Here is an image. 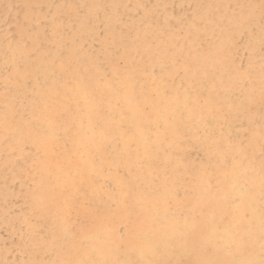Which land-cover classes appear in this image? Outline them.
Listing matches in <instances>:
<instances>
[{"label":"snow or ice","instance_id":"6c2138e0","mask_svg":"<svg viewBox=\"0 0 264 264\" xmlns=\"http://www.w3.org/2000/svg\"><path fill=\"white\" fill-rule=\"evenodd\" d=\"M216 7L238 11L192 20L197 39L208 26L219 30L215 53L200 41L195 56L169 62L141 55L147 41L137 35L129 39L139 60L97 62L61 48L59 64L40 71L29 63L28 42L18 43L5 61V100L12 77L22 78L43 123H17L6 103L5 140L30 154L36 173L22 240L54 257L30 264H264V0ZM238 37H247L248 56L235 66ZM118 47L102 41L99 51ZM100 79L126 101L115 115L92 87ZM70 117L87 135L72 138L75 160L65 141L53 185L48 164L58 125L67 132ZM161 214L169 223L157 228Z\"/></svg>","mask_w":264,"mask_h":264},{"label":"rangeland","instance_id":"374dc122","mask_svg":"<svg viewBox=\"0 0 264 264\" xmlns=\"http://www.w3.org/2000/svg\"><path fill=\"white\" fill-rule=\"evenodd\" d=\"M0 1H2V0H0ZM24 1H25V3H24ZM29 1H31V0H29ZM29 1L28 0H6V2H5L3 0L2 2H0V35L2 34V36H0V42L2 40L5 41L6 44H8V48L11 50V51L7 50L3 54V59L1 60L2 67L0 69V136H1V140H2V143H0V151H1L0 152V171L1 170L4 171V172L2 171L4 174L2 172H0V174L1 173L3 174V176H2V174L0 175V187H1L0 188V200H2V201H0V211H1V213H0V220H1L0 221V237H3V238H0V264H6V263L7 264H30L31 261H35L37 259L43 260V259L49 258L47 256H44L43 254L37 255L36 252L32 249V247L30 245L26 244L22 240V237L25 236L30 230L29 222L26 220V217L31 218V207H30V205L32 203V193L30 190L35 188L36 173H35V170H34L33 165H32V157L30 156V154L28 152H25L22 150L20 151L19 146H18L19 144H15V145L9 144L5 140L4 113H5V104L6 103L2 104L3 100L5 99V75H6V73H5V61L8 60L9 62H11L13 60V54L15 51L12 50V47L18 46V43L20 41L26 40L28 42V44L32 45V41H30V38H29L30 36H33V38L37 36L36 42L37 41L40 42V43H38L40 50L39 51L38 50L37 51L36 50L28 51V54H27L28 56L32 55V54L33 55L36 54V55H42L43 57L46 58L49 54L54 53L55 51H57L58 49H61L62 47H65L66 49H68V48L73 49L74 48V50L76 51L75 48H76L77 44L75 42H73L76 40H73L72 38H70L71 40H66L65 41L66 44L63 43L61 46L58 45V42L56 43L55 41H57L59 39L58 37L63 36L66 31H67L65 34L66 37L71 35L74 32L73 30L77 31L79 29L80 23L82 21L81 18L85 14V11H86V9H82V7L79 6V4L77 3L76 0L75 1L74 0H55V2H53V0H49V1L48 0H32V3L30 4L31 5L30 6V12H29L31 18L30 17L28 18L27 16H24L25 15L24 9H25V4L28 3ZM63 1H64L66 6L68 5L67 10L65 8ZM91 1H93L94 3H97L100 0H91ZM91 1H90V3L94 4ZM107 1L108 0H101L103 5H106V6L108 5ZM143 1H144V4H143ZM143 1L141 0L142 4L147 6L148 8L144 7V6H143L144 9L141 7H140V9L137 8L135 6L133 0H116L117 5H118L119 21L122 24H124V25H122L121 23H119L120 26L118 25L116 27L117 29L120 28L118 30V32L119 31L120 32H122V31L127 32L131 28L129 23L136 22L137 20L139 22V25L141 23L142 24L140 25V28L138 30H136V32L137 31L141 32L143 29H145V27L150 28V29H154V30L155 29L158 30L160 28L158 30L159 33L156 35V37H154L155 39L150 37V36H152L151 34H150V36L148 34L145 36L147 38L143 37L140 41L142 42V41H147L148 39H151V41L149 40V43L154 44L155 40H157L161 45L165 46L167 51H168V49H169V51L171 49L176 50V51H177V49H179L177 52H178L180 57L182 54L183 58H184V53L186 51H188V49H190L191 52L198 50L200 48V41H203V47L204 48L211 49L212 51L215 50L214 48H216V44L218 43L217 37L219 36V30L217 29L216 34L213 35L212 26H208V30L206 32H203L201 34L202 36L200 35V39H197V37L195 38L196 34L194 33V30L192 29V20L195 18L198 21L199 16H200L198 14L201 13L202 16L211 15L213 17H218L220 15H231L233 12L238 11V9H235V8L230 9L228 7H216V6L236 5V3H238V1H240V3H246V2L248 3V0H196V2H195V0H193V1L192 0H146V1L143 0ZM216 1L218 4L216 3ZM254 1H257V3H259L258 2L259 0H251V2H254ZM68 2H70V3L68 4ZM234 2H236V3L233 4ZM5 3H7V4L5 6H3V4H5ZM13 4L15 5L14 7H13ZM32 4H34V5H32ZM71 4H73V5H71ZM63 5H64V7H63ZM55 6L56 7L58 6V8H62V9L58 10V12L56 13L57 15L54 14V12H53L54 11L53 8ZM197 6H211V7H206V8H208V10L205 13L204 11H202L203 9L204 10L206 9L205 7L201 8V7H197ZM22 8L24 11L22 10ZM103 8H105V7H103ZM97 9L91 8V12L89 11V13H91L93 16H95L97 14L98 19L97 18L96 19L98 20V23L94 28L97 31V32L95 31L97 33V37L100 38V36H101V40H99V42L102 43V41L104 40L103 39V32L105 30V27L103 24L104 23V17H101V15H100L102 12L100 10V8L98 10ZM46 10H48V12ZM62 10L66 11V12L64 13ZM71 10H74V11H71ZM197 10H199L201 12H199ZM22 11H23V13H22ZM39 11L43 12L44 15H46V16H44L45 17L44 20L42 18L43 21L40 20L42 22L41 26H43V27H41L42 29L38 27V25H37L38 23L35 21V19L32 20V17L36 18V15ZM60 11L63 12V14L60 13ZM50 12L54 15H51ZM58 13H60L61 15ZM56 16L59 18L63 17V20L61 18L60 19L61 21H59V19ZM64 16L66 17V19ZM50 18L51 19L56 18L55 20H53V22H58L57 24H59L58 30H56L57 33L51 29L52 31L47 34V32L50 31V29H48L49 28L48 22L50 21ZM27 20H32V21L27 22ZM142 21L143 22L145 21L144 22L145 24H143ZM25 22H26V24H25ZM101 22H103V23L101 24ZM139 25H138V27H139ZM77 27H78V29H77ZM63 28H64V30L62 31ZM65 28H67L66 31H65ZM256 28H259V27H256V25H255V29ZM18 29H22L23 31L21 30V32H18ZM43 29H44L45 33L43 32ZM68 29H69V31H71L70 33H69ZM36 30L37 31L41 30V31H40V33H37V32L35 33ZM60 30H61V32H63L62 34H61ZM32 32L35 34L33 35ZM51 33H52V35H51ZM58 33L61 35H59ZM98 34H99V36H98ZM204 34H206L207 36H205ZM258 34H259V32H258ZM258 34H256V41H255V47L257 49V52L259 50ZM163 35L165 37H163V40H160V38H162ZM127 36H129V35H127ZM87 38L88 39L86 41V46H88L90 48L89 51L90 52L95 51L96 47H98L100 45V43L98 42V39L92 40L89 38V36ZM242 38H243V40H242ZM43 40L45 42H43ZM247 41H248L247 37H239V39H237L236 47H234V49L232 50V52L230 54L232 59L234 57L235 66H238V64H240L241 62H243L245 65L247 64V56H248V42ZM167 42L169 44V47L167 45ZM196 42H198V44ZM245 42H247V43H245ZM90 43L92 45H90ZM165 43H166V45H164ZM170 43L172 45H170ZM205 44L208 46H206ZM242 44L244 45V47ZM180 45H181V48L179 47ZM189 45H192V49ZM173 46H174V48H173ZM238 47L240 49H235ZM242 48H246V51H245V49L242 50ZM38 52H40V53H38ZM193 52H192V54L195 55L196 52H194V53ZM241 52H243V53L241 54ZM238 53H240V55ZM237 56H238V58H237ZM105 57H107V56H105ZM54 58H55L56 62L59 60L58 57H54ZM90 59H93V58L91 57ZM44 63H45V61H43L39 66L41 71H45ZM236 75L239 76V74H237V73H236ZM21 79L22 78L13 76L12 77V83L9 84V95L8 96H10V98H12V99L10 100V103H7V104L10 105V107L12 108L13 113L11 112V114L25 110L26 113H28V119L25 121L38 120L37 117L39 114L37 113L36 116L33 115L34 107L27 108L24 104L19 105V104L23 103L25 98L30 99V96H31V95H27L25 93V91H23L22 89L19 88L18 84H20L23 81ZM16 80H18V81L21 80V81H19V83H17ZM27 89H29V88H27ZM23 94H25V95H23ZM257 94H258V92H257ZM38 121H40V120H38ZM40 123H43V122L40 121ZM63 157H64V155L59 154L56 158L52 157V159L49 160L48 169H49V172L51 174L53 185H54L55 181L59 177L62 176L61 166L63 165V162H64ZM20 159H22V161ZM3 161L9 162L10 168H7L8 166L5 168L3 166V164L5 162L2 163ZM17 166H20L19 169H16L18 172L13 171V170H15V168ZM28 181L30 183H28ZM113 207H115V206H113ZM152 209H153V206H152ZM2 211H4V212H2ZM11 214H12V216H11ZM31 223L35 224L36 221L32 220ZM1 240H3V241L1 242ZM1 245H3V246H1ZM6 253H8V254H6ZM12 258H13V260H12ZM50 258H52V257H50ZM1 259H2V261H1ZM8 259H9V261H8Z\"/></svg>","mask_w":264,"mask_h":264},{"label":"bare ground","instance_id":"6f19581e","mask_svg":"<svg viewBox=\"0 0 264 264\" xmlns=\"http://www.w3.org/2000/svg\"><path fill=\"white\" fill-rule=\"evenodd\" d=\"M3 1V0H2ZM2 1H0V2H2ZM5 2H6V0H4ZM29 1V0H28ZM49 1V0H48ZM75 1V0H74ZM77 1V3L79 4V6H81L82 7V9H86V11H85V14L82 16V21H81V23H80V27H79V29H78V27H77V31H75V30H73L74 32L71 34V35H69V36H65V34H66V29L67 28H65V34L63 35V36H60V37H58L59 39L57 40V41H55L56 43L58 42V45H62L63 43H65V41L66 40H71L70 38H72L73 40H76V41H73V42H75L77 45H76V51L74 50V48H73V50H74V52L75 53H77V54H80L81 56H84V55H87L88 57H92L93 59L92 60H96L97 62H100V61H103V60H105V59H110L112 56H116V55H118V56H121V57H124L125 55H127L128 57H130V58H132V59H136V60H139V56L137 55V52H136V50H135V48L134 47H131L130 45H131V40L129 39V37H135V36H137V35H139V37H140V40L143 38V37H145L146 35H148L149 34V36H150V34L152 35V36H150V37H152V38H154V37H156V35L159 33V29L158 30H154V29H150V28H147V27H145V29H143L141 32L140 31H137L136 32V30H138L139 28H140V25L142 24H140L139 25V22H138V20L136 21V22H132V23H129V25L131 26V28H130V30H128L127 32L125 31V32H118V30L120 29L119 27V29H117L116 27L119 25V23H121L120 21H119V12H118V7H106V9L105 8H103V7H99V6H101V5H103V3L101 2V0L100 1H96L97 3H94L93 1H91V2H93L94 4H91L90 3V1L89 0H76ZM134 1V4H135V6L137 7V8H139L140 9V7L141 8H143L144 9V7H147V6H145V5H143L144 4V1H143V4H142V2H141V0H133ZM146 1V0H145ZM193 1V0H192ZM14 2V1H13ZM16 2V1H15ZM20 2V1H19ZM53 2H55V0H53ZM73 2V1H72ZM71 2V3H72ZM195 2H196V0H195ZM219 2V1H218ZM248 2H251V0H248ZM255 3H257V1H254ZM259 2V1H258ZM24 3H25V1H24ZM32 3V0L31 1H29L28 3H26L25 4V12H24V16H27L28 18L30 17V14H29V12H30V4ZM47 3V2H46ZM63 3H64V1H63ZM70 2H68V4H69ZM74 3V2H73ZM76 3V4H77ZM216 3H217V1H216ZM236 2H234L233 4H235ZM238 3H240V1H238ZM238 3H236V4H238ZM247 3V2H246ZM7 3H5V4H3V6H5ZM59 4V3H58ZM107 6H111V5H117V2H116V0H108L107 1ZM161 4V3H160ZM218 4V3H217ZM32 5H34V4H32ZM64 5H65V3H64ZM64 5H63V7H64ZM71 5H73V4H71ZM216 5V4H215ZM2 6V7H3ZM10 6V5H9ZM15 5L13 4V7H14ZM76 6V5H75ZM74 6V7H75ZM118 6V5H117ZM144 6V7H143ZM47 7V6H46ZM52 7V6H51ZM67 7H68V5L66 6L65 5V8H66V10H67ZM167 7V6H166ZM76 8V7H75ZM91 8L93 9V8H95V9H99L100 8V10L102 11L101 12V17H104V21H105V19L107 18V20L109 21V23H103V22H101V24L103 23L104 24V27H105V30H104V32H103V41H108V42H111V41H116L117 42V44L119 45V47L118 48H112V49H109L108 50V52H107V54H102L99 50L101 49V47H102V43H100L99 42V40H101V36H100V39L98 40V42L100 43V45L98 46V47H96V49H95V51H93V52H90L89 51V47L88 46H86V41H87V37L89 36V38L90 39H92V40H96L97 38V31L95 30V26L97 25V23H98V18H97V14L95 15V16H93L91 13H89V11L91 12ZM148 8V7H147ZM151 8V7H150ZM163 8V7H162ZM202 8V7H201ZM206 8V7H205ZM52 9V8H51ZM54 9V14H56L57 12H58V10L59 9H62V8H58V6L56 7H54L53 8ZM97 9V10H98ZM142 9V10H143ZM153 9V8H152ZM198 9V8H197ZM22 10H23V8H22ZM23 10V11H24ZM39 10V9H38ZM49 10V9H48ZM48 10H46L47 12H48ZM80 10V9H79ZM149 10V9H148ZM207 10H208V8H206L205 10L203 9L202 11H204L205 13L207 12ZM14 11V10H13ZM16 11V10H15ZM23 11H22V13H23ZM33 11V10H32ZM63 11V10H62ZM71 11H74V10H71ZM76 11V10H75ZM81 11V10H80ZM172 11V10H171ZM197 11H199V10H197ZM64 13L66 12V11H63ZM63 12H61L60 11V13H62L63 14ZM79 12V11H78ZM96 12V11H95ZM99 12V11H98ZM146 12V11H145ZM199 12H201V11H199ZM21 13V12H20ZM51 13V12H50ZM60 13H58V14H60ZM69 13V12H68ZM71 13V12H70ZM150 13V12H149ZM14 14V13H13ZM12 14V15H13ZM54 14H52L51 13V15H54ZM166 14V13H165ZM198 14V13H197ZM49 15V14H48ZM57 15V14H56ZM61 15V14H60ZM168 15V14H167ZM166 15V16H167ZM198 15H200V16H202V14L200 13V14H198ZM204 15V14H203ZM34 16V15H33ZM44 16H46V15H44V13L43 12H41V11H39L38 13H37V15H36V18H33L32 17V20H34L35 19V21L38 23L37 25H38V27L39 28H41V27H43V26H41V21L40 20H42V18H43V20H44ZM67 16V15H66ZM70 16V15H69ZM78 16V15H77ZM142 16V15H141ZM199 16V17H200ZM57 17V16H56ZM65 17V16H64ZM79 17V16H78ZM130 17V16H129ZM31 18V17H30ZM38 18V19H37ZM58 19H59V21H61L60 19L62 18V20H63V17H61V18H59V17H57ZM97 18V19H96ZM6 19V18H5ZM56 19V18H55ZM55 19H51L50 18V21L48 22V24H49V28L48 29H50V31H48L47 32V34L48 33H50L52 30H54L56 33H57V31L56 30H58V26H59V24H57L58 22H53V20H55ZM65 19H66V17H65ZM91 20L92 21V23H91V25H88L87 24V21L88 20ZM96 19V20H95ZM140 19V18H139ZM169 19V18H168ZM32 20H27V22L28 21H32ZM42 20V21H43ZM142 20V19H141ZM65 21V20H64ZM131 21V20H130ZM148 21V20H147ZM34 22V21H33ZM66 22V21H65ZM64 22V23H65ZM143 22V21H142ZM145 22V21H144ZM143 22V24H145ZM72 23V22H71ZM70 23V24H71ZM25 24H26V22H25ZM30 24V23H29ZM28 24V25H29ZM36 24V23H35ZM63 24V23H62ZM73 24V23H72ZM75 24V23H74ZM122 24V23H121ZM127 24V23H126ZM44 25V24H43ZM122 25H124V24H122ZM138 25H139V27H138ZM256 27H259V19H258V15H257V21H256ZM74 26V25H73ZM78 26V25H77ZM120 26V25H119ZM144 26V25H143ZM21 27V26H20ZM23 27V26H22ZM35 27V26H34ZM33 27V28H34ZM36 28V27H35ZM75 28V27H74ZM122 28V27H121ZM143 28V27H142ZM42 29V28H41ZM52 29V30H51ZM127 29V28H126ZM149 29V30H148ZM257 29V30H256ZM255 30H256V34H258V32H259V28H256ZM21 30L22 29H18V32H21ZM64 30V28L62 29V31ZM23 31V30H22ZM40 31L41 30H36L35 31V33L37 32V33H40ZM68 31H69V29H68ZM96 31V32H95ZM43 32H44V29H43ZM60 32H61V30H60ZM71 31H69V33H70ZM31 33V32H30ZM29 33V34H30ZM33 33V32H32ZM35 33H33V35L35 34ZM45 33V32H44ZM54 33V32H53ZM63 32H61V34H62ZM59 34V33H58ZM61 34H59V35H61ZM125 34V35H124ZM51 35H52V33H51ZM56 35V34H55ZM127 35H129V36H127ZM205 36H207L206 34H204ZM0 36H2V34L0 35ZM98 36H99V34H98ZM202 36V35H201ZM149 37V38H150ZM163 37H165L164 35L162 36V38H160V40H163ZM197 36H195V38H196ZM258 37H259V34H258ZM257 37V38H258ZM3 38V37H2ZM30 38V41H32V45L31 44H29V49H28V51H34V50H40L39 49V44L38 43H40L39 41H37L36 42V38H37V36L36 37H34L33 38V36H30L29 37ZM33 38V39H32ZM48 38V37H47ZM145 38H147V37H145ZM45 39V38H44ZM50 39V38H49ZM57 39V38H56ZM155 39V38H154ZM199 39H200V37H199ZM237 39H239V37L237 38ZM245 39V38H244ZM149 40L151 41V39H148L147 40V46L146 47H141V55H143L146 59L147 58H149V57H158L159 59H161V60H163L164 62H169L170 61V58L172 57V55H176V56H179V54H178V50L179 49H177V51L176 50H170L169 51V49H168V51L166 50V48H165V46H163V45H161L157 40H155V42H154V44H150L149 43ZM153 40V39H152ZM242 40H243V38H242ZM259 40V39H258ZM35 41V42H34ZM34 42V43H33ZM43 42H45L44 40H43ZM80 42V43H79ZM145 41H140V44L141 45H143V43H144ZM199 42V41H198ZM198 42H196L197 44H198ZM248 42V41H247ZM247 42H245V43H247ZM48 43V42H47ZM92 43V42H91ZM90 43V45H92ZM164 43V42H163ZM174 43V42H173ZM178 43V42H177ZM244 43V44H245ZM11 44V43H10ZM46 44V43H45ZM66 44V43H65ZM75 45V44H74ZM73 45V46H74ZM164 45H166V43L164 44ZM167 45H168V47H169V44H168V42H167ZM170 45H172L171 43H170ZM175 45V44H174ZM206 45V44H205ZM243 45V44H242ZM190 47H191V49H192V45H189ZM206 46H208V45H206ZM180 48H181V45L179 46ZM189 47V48H190ZM236 47V46H235ZM243 47H244V45H243ZM50 48V47H49ZM62 48H65V47H62ZM94 48V47H93ZM173 48H174V46H173ZM17 49V46H14V47H12V50L13 51H15ZM69 49V48H68ZM70 49H72V48H70ZM81 49H84V51L83 52H81ZM208 49V48H207ZM215 50L214 51H212L213 53H215V51H216V48H214ZM234 49V48H233ZM232 49V50H233ZM235 49H240L239 47L238 48H235ZM243 49H245V51H246V48H242V50ZM7 50H10L9 48H8V44H6V42L5 41H1L0 42V69H1V67H2V65H1V60L3 59V54L7 51ZM11 51V50H10ZM189 52H190V49H188V51H186L185 53H184V58H186L187 56H188V54H189ZM193 52V51H192ZM194 52H196V50L194 51ZM193 52V53H194ZM236 52V51H235ZM38 53H40V52H38ZM243 52H241V54H242ZM231 54V53H230ZM239 55H240V53H238ZM105 56H107V57H105ZM183 55L181 54V57H182ZM193 56H195V55H193ZM29 57H31V59H30V61H29V63L30 64H32L37 70H40L41 71V69L39 68V66H40V64L43 62V61H45V63H44V67H45V71H47V70H50V69H52L54 66H56V65H58L59 64V60L56 62L55 61V58L54 57H57V51H55L54 53H52V54H49L46 58L45 57H43L42 55H36V54H32V55H29ZM105 57V58H104ZM104 58V59H103ZM237 58H238V56H237ZM233 59H234V57H233ZM221 60H222V57H221ZM182 63H183V61H182ZM36 65V66H35ZM218 65H219V67H223V63L222 62H220V61H218ZM239 65V64H238ZM257 76H258V71H259V69H258V65H257ZM238 74V73H237ZM21 80H23V79H21ZM21 80H19V81H21ZM18 80H16V82H17ZM25 84H24V81H22L20 84H18V86H19V88L20 89H22L23 91H25V93L27 94V95H31L30 96V99H28V98H25V100L23 101V103H21V104H19V105H25L27 108H30V107H34V99H35V97L33 96V94L31 93V90L30 89H27V87H25L24 86ZM92 87H94V88H96V89H98V90H100V91H103L105 94H106V103H110L111 105H112V108H113V111H112V114L113 115H115L116 114V105H120L121 107H124V106H126V101H125V99L123 98V96H121V95H118V94H113L112 92H111V90L106 86V84H105V82L102 80V79H100V80H97L95 83H93L92 84ZM23 95H25V94H23ZM70 95H72L73 96V99L74 100H76V99H79L80 100V102L83 104V103H86V101H85V99H84V97H82V96H78L77 94H74V93H71L70 92ZM257 97H258V94H257ZM12 98H10V96H8L7 97V101L4 99L3 100V103L2 104H5V103H10V100H11ZM59 105H57L56 106V108L57 109H59ZM11 112L13 113V111H12V108H11ZM52 113H50V115H51ZM14 115H15V120H16V122L17 123H20V122H22V121H25V120H27L28 119V113H26V111L25 110H22V111H19V112H16V113H14ZM25 115V116H24ZM33 123H35V124H37V126H40L42 123H40V121H38V120H33ZM64 127H65V122L62 120V121H60V124L58 125V135H59V137H60V140L57 142V144H56V149H55V154L52 156V157H54V158H56L59 154H61V155H64V153H65V141H67L68 143H67V147H68V149H73V151H72V156H71V158L73 159V160H75V159H77L78 158V156H77V153H76V151L74 150V144H73V142H72V138L73 137H76L77 136V133H80L81 135H83V136H86L87 135V131H86V126H85V129H81L80 128V124H79V121L75 118V117H70L69 118V124H68V131L66 132L65 130H64ZM0 143H2V140H1V136H0ZM19 146V149H20V151H21V145H18ZM1 152V151H0ZM5 156V155H4ZM3 156V157H4ZM52 157L50 158V159H52ZM21 161H22V159H20ZM20 161V162H21ZM5 161H3L2 163H4ZM63 164H64V162H63ZM3 166L6 168L7 166V168H10V166H9V162H5L4 164H3ZM18 167V168H17ZM16 168H15V170H13V171H17L16 169H19V167L20 166H17ZM3 170H1L0 172H2ZM4 172V171H3ZM2 172V173H3ZM18 172V171H17ZM20 172V171H19ZM1 173V174H2ZM0 174V175H1ZM4 174V173H3ZM3 174H2V176H3ZM14 174V173H13ZM18 179V178H17ZM22 179V178H21ZM19 180V179H18ZM2 182V181H1ZM58 182V179L55 181V183H54V185L56 184ZM257 182H258V177H257ZM14 183V182H13ZM28 183H30L29 181H28ZM4 184V183H3ZM3 187V186H2ZM1 188V187H0ZM2 197V196H1ZM3 198V197H2ZM0 201H2V200H0ZM152 203H151V201L150 200H146V202H145V214L146 215H149V213L153 210L152 209ZM2 212H4V211H2ZM0 213H1V211H0ZM7 213V212H6ZM5 213V214H6ZM8 215V214H7ZM11 216H12V214H11ZM10 218V217H9ZM6 220V219H5ZM9 220V219H8ZM1 221V220H0ZM150 221H151V217H150ZM6 222V221H5ZM10 222V221H9ZM15 222V221H14ZM13 222V223H14ZM11 223V222H10ZM154 223H155V226L157 227V228H160V227H165V226H167L168 225V223H169V221L168 220H165L164 219V217H163V214H161V216H160V218H159V220H156V221H154ZM9 224V223H8ZM3 225V224H2ZM11 225V224H10ZM12 226V225H11ZM10 226V227H11ZM6 228V227H5ZM4 229V228H3ZM7 231V230H6ZM0 238H3V237H0ZM3 240H1V242H2ZM1 246H3V245H1ZM6 254H8V253H6ZM23 254V253H22ZM4 256V255H3ZM12 256V255H11ZM22 258V257H21ZM50 258V257H49ZM52 258H54V257H52ZM3 259V258H2ZM2 259H1V261H2ZM19 259V258H18ZM17 259V260H18ZM4 260V259H3ZM11 260V259H10ZM12 260H13V258H12ZM11 260V261H12ZM8 261H9V259H8ZM7 262V261H6ZM13 262V261H12ZM15 262V261H14ZM4 263V262H3ZM21 263V262H20ZM23 263V262H22ZM29 263V262H28ZM7 264V263H6Z\"/></svg>","mask_w":264,"mask_h":264}]
</instances>
